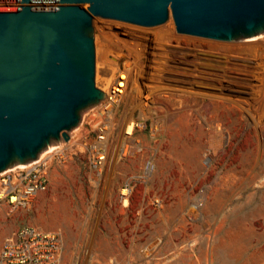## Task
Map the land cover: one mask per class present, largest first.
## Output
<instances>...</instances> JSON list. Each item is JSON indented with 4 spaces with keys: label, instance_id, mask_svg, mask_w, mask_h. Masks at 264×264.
<instances>
[{
    "label": "built area",
    "instance_id": "1",
    "mask_svg": "<svg viewBox=\"0 0 264 264\" xmlns=\"http://www.w3.org/2000/svg\"><path fill=\"white\" fill-rule=\"evenodd\" d=\"M138 69L146 73H138L127 108L123 100L133 79L121 69L68 141L0 173V209L6 206L8 215L30 208L56 169L76 160L82 166L77 217L68 230L22 226L0 246V264H189L199 258L200 236L210 245L215 221L203 215L209 186L157 178L167 141L165 118L180 109L182 93L177 86L150 82L156 72L148 64ZM171 99L176 103L166 104Z\"/></svg>",
    "mask_w": 264,
    "mask_h": 264
},
{
    "label": "rangeland",
    "instance_id": "2",
    "mask_svg": "<svg viewBox=\"0 0 264 264\" xmlns=\"http://www.w3.org/2000/svg\"><path fill=\"white\" fill-rule=\"evenodd\" d=\"M102 22L124 24L142 35H151L155 39L153 58L142 44L119 37L114 39L99 31L97 26ZM92 31L96 89H104L106 79L109 78L108 83H111L115 73L124 67L133 79V87L123 100L127 108L132 103L138 73H146L138 68L148 64L151 71L156 72L150 82L177 86L182 93L180 109L165 118L167 141L157 164V178L160 183L175 176L171 183L209 186L210 195L203 215L209 221H215L210 245L206 246L205 238L200 236L199 258L187 263L204 264L208 260L210 264H264V47L249 53L253 58L246 68L249 78L223 76L225 81L242 84L237 86L242 91L239 97L233 98L234 93L229 91H211L206 83L212 75L207 72V67L212 63L205 59L210 54L196 51L207 50L209 45L229 47L234 42L178 38L183 34L175 31L171 16L165 24L153 27L94 17ZM177 39L181 46L173 48L170 44H175ZM178 50L205 58L173 53ZM220 66L230 68L226 62ZM144 81L148 79L144 78ZM175 103L172 99L166 102L169 105ZM129 115L126 111L125 119ZM46 151L48 149L40 154ZM81 171L78 160L67 169L53 171L47 190L28 209L7 215L8 208L1 207L0 246L22 226L38 227L45 232L57 228L67 231L77 217ZM164 183H169L168 179ZM202 225L198 226L201 232Z\"/></svg>",
    "mask_w": 264,
    "mask_h": 264
},
{
    "label": "water",
    "instance_id": "3",
    "mask_svg": "<svg viewBox=\"0 0 264 264\" xmlns=\"http://www.w3.org/2000/svg\"><path fill=\"white\" fill-rule=\"evenodd\" d=\"M171 16L181 39L264 35V0H0V173L38 159L104 99L94 17L142 27Z\"/></svg>",
    "mask_w": 264,
    "mask_h": 264
},
{
    "label": "bare ground",
    "instance_id": "4",
    "mask_svg": "<svg viewBox=\"0 0 264 264\" xmlns=\"http://www.w3.org/2000/svg\"><path fill=\"white\" fill-rule=\"evenodd\" d=\"M168 17H170V16H168ZM165 23H163V24H165ZM97 29L101 32L108 34L110 37H113L114 39H118L117 37H119L120 40L127 39L128 42L129 41H136L137 43L142 44L144 46L146 53L148 55H150L151 58H153V53H154V49H155V42H154L155 39L152 38L151 35H142V34H140L141 32L138 33V32H136V30L134 31L132 29H128V27H126L124 24L122 25V24L113 23V22L112 23L102 22V23H100V25L97 26ZM166 32L168 33V31H166ZM169 34H171V33H169ZM171 37H174V35ZM178 42H179V40L175 44H170V45L173 46V48L174 47H180L181 45H179ZM214 46L215 45H209V49H207V50H203V49H198L197 51L195 50L196 52L202 51V52H205L206 54H210V56H206V58L203 55H197L196 56V54H194V53L189 54V53H187L188 51H185L182 53L180 50H178L179 51L178 53L177 52H173V53L180 55V56L185 54L186 57H192V58L195 55L196 57H200L201 59L205 58L207 61H210L212 64L210 65V67H207L208 68L207 72L209 73V75H211V74L212 75L210 78L208 77L209 82H207L206 84L212 88L211 91L225 90V91H229V92L234 93V95H232L233 98L239 97V94L242 91H239L237 89V86H240L242 84L236 83V81H225L223 76L230 74L236 78L244 79L243 76H240V75H244L246 78H249V76H250L248 74L249 71L246 68H248L249 63H252V61H253V58L252 57L250 58L249 53L253 52V50H255V49H258V48L260 49V48L264 47V37L261 35H256V36H253L250 38L235 41L234 43L229 45V47H226L225 45L224 46L219 45L218 47L215 46L216 47L215 50H214V48H215ZM223 62L224 63L226 62L227 65L230 67L228 70L226 68H223L220 66ZM127 68L129 69L128 66H127ZM211 69H213V71ZM122 70L127 71V69H124V67ZM108 81H109V78L106 79V84L108 83ZM205 87H207V86H205ZM219 97L226 99L225 96H219ZM236 100H239V99L236 98ZM51 149H52V147H49L48 151ZM43 155H44V153L40 154L39 158H41Z\"/></svg>",
    "mask_w": 264,
    "mask_h": 264
}]
</instances>
